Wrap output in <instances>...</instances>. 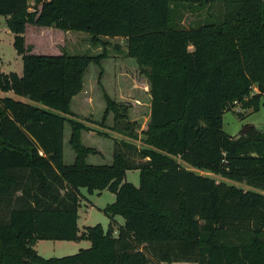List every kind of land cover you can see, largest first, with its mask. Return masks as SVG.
Instances as JSON below:
<instances>
[{"label":"trees","instance_id":"trees-1","mask_svg":"<svg viewBox=\"0 0 264 264\" xmlns=\"http://www.w3.org/2000/svg\"><path fill=\"white\" fill-rule=\"evenodd\" d=\"M211 1L36 0L32 8L30 0H0L23 59L22 75L0 67V90L32 101L0 97V264H264V193L183 164L264 191V131L245 124L231 135L223 125L235 102L264 105V0H224L222 21L176 25L175 6ZM28 24L85 31L94 43L127 41L149 82L147 128L139 134L129 106L107 94L104 119L113 112L114 129L147 146L115 138L111 165L87 162L93 150L82 137L92 129L71 105L104 56L32 53ZM66 124L72 164L64 160ZM134 169L139 186L127 181ZM82 188L116 195L104 209L108 229L79 227ZM41 239L91 246L45 258L34 248Z\"/></svg>","mask_w":264,"mask_h":264},{"label":"rangeland","instance_id":"rangeland-1","mask_svg":"<svg viewBox=\"0 0 264 264\" xmlns=\"http://www.w3.org/2000/svg\"><path fill=\"white\" fill-rule=\"evenodd\" d=\"M36 0H30L33 8ZM227 6L224 0H212L205 5L181 4L174 7L173 17L176 25L184 28L198 27L209 22L223 20ZM14 33L7 24L5 16H0V67L2 71H11L23 74V59L14 47ZM26 43L31 47V52L36 54H90L103 55L101 66L91 63L85 76L83 91L76 95L72 101V110L75 118L88 125L92 130L83 132V143L93 151L88 155L90 164H108L114 161V140H124L140 147L147 146L141 139L132 138L114 129L116 125L115 114L110 112L104 119L109 95L117 102L129 106V119L134 121V127L141 134L147 128L150 113L149 82L142 72L135 58L128 57V44L122 37H103L99 43L91 40V34L85 31H64L53 27H43L28 24L25 33ZM258 89L255 88L254 92ZM13 97L18 100L32 102L29 98L15 94L13 91L0 90V97ZM248 100V99H247ZM39 104V103H35ZM125 125V123H122ZM245 124H253L264 131V105L261 100L259 111L245 108L242 102H235L232 110L223 115L224 130L237 135ZM117 125L120 126V123ZM71 126L66 124L64 140V160L67 164L75 161V152L69 139ZM189 169L197 173L213 177L217 181H225L245 189L254 188L246 182L229 179L206 169L195 168L183 162ZM127 181L136 186L140 185V170H128ZM83 197L78 210V225L81 229L85 226L101 224L105 229L110 225V217L104 209L116 199V195L108 189L89 193L86 188L81 189ZM118 220L124 222L122 216ZM116 227V224H113ZM83 247L77 241L41 239L35 244V250L43 257H62L77 253ZM183 262V261H182ZM180 262H162L161 264H178ZM193 263V262H191Z\"/></svg>","mask_w":264,"mask_h":264},{"label":"crops","instance_id":"crops-1","mask_svg":"<svg viewBox=\"0 0 264 264\" xmlns=\"http://www.w3.org/2000/svg\"><path fill=\"white\" fill-rule=\"evenodd\" d=\"M27 29H28V25H27V28H26V32H27ZM116 221L118 222V224H123L124 222H122L121 220H118L117 216L115 217ZM114 234L117 235L118 234V227H115L114 229ZM79 244H82L83 247H80V249L82 248H89L91 246V241L90 240H86V239H83V240H78L77 241ZM79 249V250H80ZM178 264H197V263H191V262H180Z\"/></svg>","mask_w":264,"mask_h":264}]
</instances>
